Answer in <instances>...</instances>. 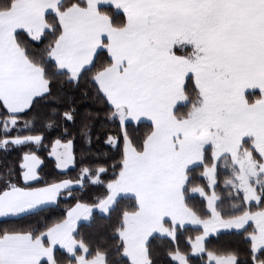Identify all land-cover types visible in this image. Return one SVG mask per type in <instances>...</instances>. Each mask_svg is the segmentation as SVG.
Returning a JSON list of instances; mask_svg holds the SVG:
<instances>
[{"label":"snow or ice","instance_id":"6c2138e0","mask_svg":"<svg viewBox=\"0 0 264 264\" xmlns=\"http://www.w3.org/2000/svg\"><path fill=\"white\" fill-rule=\"evenodd\" d=\"M0 264H264V0H0Z\"/></svg>","mask_w":264,"mask_h":264},{"label":"trees","instance_id":"16d2710c","mask_svg":"<svg viewBox=\"0 0 264 264\" xmlns=\"http://www.w3.org/2000/svg\"><path fill=\"white\" fill-rule=\"evenodd\" d=\"M45 135H46L45 145H48V140L50 138H54L55 135H56V132L55 131H51V132L46 133ZM49 149H50V145H49ZM76 151L77 152L80 151V142H79V140H77V142H76ZM38 154H40L41 156H43L45 158L44 171L46 173H48L50 176H57V175L61 174L59 170L55 169L54 162L47 157V152H46L45 147L43 145L38 150ZM13 155H15V153H13ZM77 171H78V168H73V169H71V171L66 172L65 175H67L69 177H75ZM79 191L80 190L78 188L74 190V192H79ZM218 191H220L222 193V197L227 195V189L223 188V186H221L218 189ZM101 192H102V189H100V188L92 189V190H89V191L85 192L84 197H85V199H89L90 197H94L96 195H99ZM66 203H69V201L63 200V199L61 200V204L59 206V210L56 211L55 215L59 216V215L62 214V209L64 208V205ZM81 230L82 231L85 230L83 225H81ZM189 234H191L193 236L195 235V231L191 227L187 231H185L184 237H186ZM221 239L225 240V241L234 240V238L231 237V236H224ZM185 244H186V240H184V238H182L181 239V247H184ZM166 259L170 260L171 258H166ZM194 259H195V257H194Z\"/></svg>","mask_w":264,"mask_h":264}]
</instances>
